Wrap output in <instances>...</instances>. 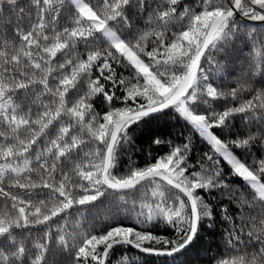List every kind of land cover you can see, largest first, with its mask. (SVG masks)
Here are the masks:
<instances>
[{
  "label": "snow or ice",
  "instance_id": "obj_1",
  "mask_svg": "<svg viewBox=\"0 0 264 264\" xmlns=\"http://www.w3.org/2000/svg\"><path fill=\"white\" fill-rule=\"evenodd\" d=\"M18 2L0 0V13L6 5L20 14L12 33L16 43L0 42V264H46L48 241L53 239L50 231L44 233L43 243L34 246L30 261L29 249L18 237L30 235L37 226H49L69 209L94 206L109 190L147 187L153 189L154 202L142 205L147 209L141 213L142 222H162L172 228L174 238L118 223L99 233H78L71 237L74 243L60 235L59 245L73 264H109L110 254L123 246L149 254H179L221 213L223 220L235 224V213L229 216L228 206L218 212L219 206L208 199L217 195L227 196L230 203L240 199V189H233L225 178L221 159L231 175L255 190L251 205L264 206V158L250 166L234 155L238 150L251 155L248 149L256 137L221 138L232 135L237 115L252 123L253 113L260 111L264 125V87L251 89L252 98L239 106L216 111L213 102L235 100L244 85L225 93L214 79L220 68L210 72L204 66L211 64L212 50L227 52L228 45L235 48L236 41L247 44L249 37L255 38V32L242 29L238 20L242 16L264 23V0H197L183 6L180 0H163L162 5L156 0H27L36 20L27 30L20 25L33 17H25ZM66 4L74 16L71 26L61 31L55 25ZM145 15L146 30H141ZM98 37L107 47L90 48ZM260 42L264 45V33ZM81 45L90 49L86 59L77 52ZM58 54L65 57L62 62ZM114 65L133 75L118 76ZM93 68L99 73L95 79ZM261 78L264 81V70ZM82 83L86 90L80 94ZM108 83L111 88L106 89ZM37 89L49 102L29 105V96ZM20 96L24 107L16 103ZM97 97L108 106L103 114L94 107ZM115 102L122 106L114 107ZM170 111L209 145L212 154H204L207 166L198 161L196 170L189 164L191 140L172 146L153 136L151 144L170 150L151 157L154 162L143 167L128 156L127 172L115 175L127 153L135 150L134 130ZM89 144L95 145L94 150L74 163ZM66 165L76 180L65 171ZM14 189L22 190L24 198ZM34 190H39L36 195L47 190L48 199L34 202ZM247 207L249 203L241 200L237 211ZM259 223L264 235V219ZM242 230H229L227 243L233 248L240 242L233 233ZM256 240L262 245L258 254L245 253L217 264H264V239ZM127 259L135 264L134 258ZM120 264H125L123 257Z\"/></svg>",
  "mask_w": 264,
  "mask_h": 264
},
{
  "label": "trees",
  "instance_id": "obj_2",
  "mask_svg": "<svg viewBox=\"0 0 264 264\" xmlns=\"http://www.w3.org/2000/svg\"><path fill=\"white\" fill-rule=\"evenodd\" d=\"M95 2V0H93ZM152 3V0H149ZM157 4H163V0H156ZM181 6L194 5L197 0H180ZM155 7V5H153ZM23 7L25 9V17L31 16L33 19H25L23 25H20L23 29L27 30L30 24L36 22L35 10L28 7L27 0H19L17 8ZM19 12H11L8 7L4 5V11L0 13V42L7 40L11 46L16 43L13 37V31L19 24ZM74 16V10L69 5H65L61 11L58 23L55 27L61 30L64 27L71 26V21ZM147 21V15L143 17V21L140 22L139 27L141 30L145 29V23ZM238 22L241 28H246L249 33L255 32V38L249 37L247 44L244 40L236 41L235 48L231 45L227 46V52H216L212 50L213 59L211 64L205 63L204 66L210 72H215L217 67L220 71L215 73V83L220 86V90L225 93H230L233 87H237L239 84L244 85V91L239 93V96L234 100L229 97L227 101L220 100L213 102V106L216 111H222L227 107L239 106L246 100L252 98L254 93L251 89L259 90L264 87V81L261 78V72L264 70V45L261 44V34L264 33V23L260 21H253L244 17H239ZM133 23H136L133 18ZM172 29L171 31H175ZM107 47L102 37H98L91 45L90 48H105ZM82 45L78 46L77 52L81 54V58L86 59L87 51ZM59 56V54H58ZM65 59L64 56H59V61L62 62ZM147 62V61H146ZM117 74L123 75L128 79L133 75L131 70L123 68L121 66L114 65ZM229 72H232L229 75ZM93 79L99 75L97 70H92ZM103 83V81H101ZM134 82V81H133ZM80 94L86 90V83H82L80 86ZM106 89L111 88V84L105 85ZM120 94V92H118ZM30 96L35 98L33 103H48L47 95L41 96L39 89L35 90ZM39 97V98H37ZM75 99L76 97H72ZM94 107L98 112L103 114L108 110V106L103 103L102 99L97 97L94 101ZM114 107L122 106L119 102H115ZM37 109L33 108V112ZM260 111L253 113L255 121L250 123L247 118L241 119L240 115H237L232 120L231 133L229 137H221L222 139H235L237 137L243 139L249 134L256 137L252 146L248 149L251 155H246L244 151H235L234 155L242 159L250 166L253 162H258L259 159L264 158V131H262V125L259 117ZM135 132V150L127 153L124 162L121 164L119 171L114 172L115 175H123L127 172L128 159L135 162L136 166L143 167L145 163L154 162L151 157L166 154L170 149L165 145L156 146L150 143V138L153 136H159L165 141H169L172 146H178L184 144L187 140H191V153L189 157V164L195 165L196 170H199L197 165L198 161H203L207 166L204 154H212V150L207 143H205L197 133H195L175 112H168L165 115H160L155 119L148 121L145 124H141L134 130ZM73 134H78L74 132ZM43 147V145H40ZM95 145L89 144L87 147L81 150V157L77 158L74 163H80L84 153L93 151ZM149 153L151 156H149ZM218 158V157H217ZM71 166H65V171H68L73 180L76 177L70 171ZM220 167L224 171L226 180L230 183L233 189H240L239 200L229 202L227 196H209L208 199L212 200L213 204L218 205L217 211L223 206H228L229 216L234 215L235 224L229 223L222 219L217 218L214 223L207 222L208 226L201 228L199 238L186 250L176 254L174 256H162L156 254L143 253L137 249L127 246L118 247L112 252L108 258L109 264H120V260L123 257L125 264H128L129 257L135 259V264H217L221 259H231L235 256L243 255L245 253L252 255L258 254L261 248V244L257 243L256 237L261 236L264 239V235L261 232V225L259 221L264 219V206L251 205L253 199H255V191L249 187H246L243 182L231 175L230 166L221 159ZM34 179H36L34 177ZM59 179V177H58ZM261 181L264 182V177H261ZM19 194L24 198L22 190ZM39 190H34L32 193L33 201L47 200V190L36 195ZM151 187L139 188L137 190L127 192H113L109 190L105 197L97 201L94 206H77L69 209L67 213L61 214L60 217L53 218L49 226H37L31 231V234L27 233L25 236L18 237L23 240L26 247L29 249V261L34 258L35 245L44 242V233L50 231L53 234V239L48 241L49 251L45 255L46 264H73L72 258L67 254L65 249H62L59 245V236L64 235L65 239L69 243H74L71 237L76 236L78 233H99L105 230L108 226H115L118 223H123L125 226H133L138 229L147 230L156 235H162L167 238H174V232L171 227H166L162 222L143 223V215L147 212L146 208L142 209V205L153 203ZM247 201L250 207L240 208V201ZM140 216V220L137 217ZM242 231L235 232L234 236L239 235L240 242L233 248L227 243L228 232L230 229H240ZM252 236L249 237V233ZM155 246V245H153Z\"/></svg>",
  "mask_w": 264,
  "mask_h": 264
},
{
  "label": "rangeland",
  "instance_id": "obj_3",
  "mask_svg": "<svg viewBox=\"0 0 264 264\" xmlns=\"http://www.w3.org/2000/svg\"><path fill=\"white\" fill-rule=\"evenodd\" d=\"M35 101V98L32 96H29L28 104L31 105V103ZM16 103L24 107V100L23 97L20 96L19 98H16ZM255 191V190H254Z\"/></svg>",
  "mask_w": 264,
  "mask_h": 264
},
{
  "label": "water",
  "instance_id": "obj_4",
  "mask_svg": "<svg viewBox=\"0 0 264 264\" xmlns=\"http://www.w3.org/2000/svg\"><path fill=\"white\" fill-rule=\"evenodd\" d=\"M162 256H166V255H162Z\"/></svg>",
  "mask_w": 264,
  "mask_h": 264
}]
</instances>
